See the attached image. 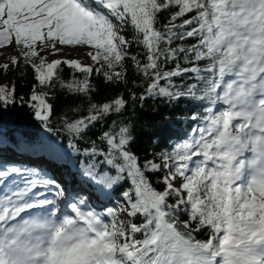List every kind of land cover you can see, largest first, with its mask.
Returning <instances> with one entry per match:
<instances>
[{
  "label": "snow or ice",
  "instance_id": "snow-or-ice-1",
  "mask_svg": "<svg viewBox=\"0 0 264 264\" xmlns=\"http://www.w3.org/2000/svg\"><path fill=\"white\" fill-rule=\"evenodd\" d=\"M172 7L178 10L157 28V14ZM127 30L131 37L123 34ZM188 38L196 43L173 46ZM133 44L143 49V59L129 51ZM9 46L21 52L11 57V66L23 59L40 86L59 83L89 101L93 65L49 62L41 52L90 47L86 55L109 83L127 82L130 59L143 77L144 91L130 93L141 106L148 98L182 97L210 106L192 115L197 123L184 139L143 164L131 149L134 125L112 121L99 137L106 148L93 141L84 150L102 159L82 171L101 191L130 181L121 193L123 206L104 213L84 210L85 198L62 213L56 199L34 191L51 185L54 196L63 198L57 181L31 178L34 170H0V264H264V0H0V48ZM181 55L189 67L181 65ZM169 62L175 67L166 68ZM10 64H0V70ZM62 64L83 79L65 83L57 75ZM189 74L196 83L183 89L174 83ZM35 87L27 101L19 99L47 127L53 106L48 93ZM16 102L15 85L0 84V108ZM128 103L122 94L90 102L88 114L65 119V128L82 137L109 116H123ZM157 172L162 191L146 175ZM122 213L143 220H121ZM204 229L208 238L196 239L193 232Z\"/></svg>",
  "mask_w": 264,
  "mask_h": 264
},
{
  "label": "trees",
  "instance_id": "trees-1",
  "mask_svg": "<svg viewBox=\"0 0 264 264\" xmlns=\"http://www.w3.org/2000/svg\"><path fill=\"white\" fill-rule=\"evenodd\" d=\"M177 10L176 7H172L158 13L156 27L162 30V26L168 23L170 15ZM188 15H194V13ZM184 18H188V16ZM180 22V20L177 21V23ZM123 34L128 38L131 37L132 32L127 30ZM176 43L191 45L196 41L193 38H188L186 42L177 41L173 46ZM129 51L132 54H139V58L143 59V49L136 44H133ZM179 62L184 67L190 66L184 62L182 55ZM7 63L10 64V60ZM125 66L127 68L126 83L106 82L104 76L97 73L96 68H93L90 83L95 90L91 92V100L89 101V98L83 94L69 93L67 89L60 87L59 83H56L55 87L40 86L35 79L34 69L25 63L23 59H20L16 66L10 64L7 71L0 70V84L15 85L17 102L6 109L0 108V140L8 139L21 149L24 147L30 150H40L54 161L61 160L65 165L73 164L83 170L86 165L102 159V157L93 159L90 155H85L84 150L90 149L93 146V141H95L98 149L106 148L99 139L101 133L108 130L113 120L118 122L123 120L134 125L135 142L131 145V149L140 158L141 164L145 160L152 159L157 153L170 150L171 146L184 139L190 133L191 128L196 125L197 122L191 119L192 115L194 113L203 114V109L210 105L206 101L182 97L172 102H166L160 98H148L143 101L141 106L139 100L132 101L130 93L134 92L138 96L144 91L142 86L143 77L136 71L130 59L125 61ZM174 67L175 62H169L166 65L168 69ZM57 75L65 83L74 78L83 79L84 76L83 73L65 64H62L57 70ZM190 76L191 74L183 78L175 77L174 83L181 89L190 83H196L195 79H191ZM34 85L41 92L48 93L47 102L53 106V112L47 122V127H45V122L35 117L33 109L27 103L20 102L19 99L23 97L24 101H27L33 92ZM121 94L129 101L123 116L115 114L109 116L105 121L90 128L82 137H74L66 130L65 119L71 122L81 116H86L90 102L102 104ZM77 108L78 111L75 110ZM44 135L47 136L46 142L42 143ZM70 144H74L78 151L70 147ZM112 174H115L114 170ZM146 175L155 188L163 190L164 185L159 182L161 173H146ZM69 180L71 181L72 178L69 177ZM129 187L130 181H124L119 186H114L113 189H106L103 192L110 203L123 206L124 201L121 193ZM119 218L124 220L122 216ZM180 219L187 220L188 217L182 215ZM142 220L143 217L139 215L131 218V221L137 224L141 223ZM192 227L195 228V222L192 223ZM193 235L198 240H206L208 231L204 229L193 232ZM137 238L141 237L137 235Z\"/></svg>",
  "mask_w": 264,
  "mask_h": 264
},
{
  "label": "rangeland",
  "instance_id": "rangeland-1",
  "mask_svg": "<svg viewBox=\"0 0 264 264\" xmlns=\"http://www.w3.org/2000/svg\"><path fill=\"white\" fill-rule=\"evenodd\" d=\"M76 48H74V47H72V46H63V52L62 53H58V54H52L51 53V49H48V50H45V51H43V52H41V55H43V56H45L46 57V59L49 61V62H51V60H53V59H76V60H78L82 65H93V68H96V67H98V65H94V62L91 60V58H89L88 60H79L80 58V56H78V55H76V54H74L73 52H72V50L74 51ZM87 49V51L85 52V53H87L88 51H91L92 49L90 48V47H87L86 48ZM38 50H39V48H38ZM20 55H21V52H20V50H18V49H16L14 46H9V47H5V48H0V64H3V63H7L9 60H11V57L12 56H17V57H20ZM84 56V55H83ZM35 91L37 92V93H41V91H40V89L38 88V87H36L35 88ZM46 135H44L43 137H42V143H45L46 142ZM1 143H8V144H10V145H12V146H15L16 148H18L19 150H21V151H23V152H26V153H29L30 152V149L29 148H24V147H22V149H20L16 144H13V143H10V142H5V141H0ZM1 146H3V145H1ZM33 151H36L35 153H43L42 151H40V150H33ZM77 153V152H76ZM23 154H25V153H23ZM1 156V155H0ZM21 157H19V156H17L18 158H26V159H28V160H33L32 159V156H30V155H20ZM44 157V156H43ZM91 157H93V156H91ZM95 157H93V159H94ZM6 159V158H5ZM44 159H46L45 157H44ZM2 160V156L0 157V161ZM47 161H50V159L48 158V159H46ZM5 161H7V162H5V163H7V164H9V163H13V162H15V159L13 158V157H11V159H6ZM12 167H14V166H12ZM26 167L28 168H31L32 167V165L30 164V163H25V167L24 168H22V167H18V168H20V169H22V170H25L26 169ZM6 167H4V169L3 170H6L5 169ZM10 168V167H9ZM8 169V168H7ZM70 169H71V167H70ZM49 170V169H48ZM51 171V170H50ZM60 171H61V169H60ZM42 172V171H41ZM62 172V171H61ZM43 174V173H42ZM77 174V173H76ZM34 176H36V174L34 173ZM34 176L33 177H31V178H34ZM80 178V177H79ZM12 179L13 180H16L17 181V183H19V181H20V177L17 175V174H13L12 175ZM80 180H81V178H80ZM79 180V181H80ZM81 182V181H80ZM91 183H93L92 181H91ZM99 186L96 184V183H93V189H95V190H93L95 193L97 192H99ZM92 200H93V202H95V203H99V200L98 199H96L95 197H92ZM116 206V205H115ZM117 207V206H116ZM104 209H107V207H105ZM122 215H123V218H124V220L125 221H127V220H131V217H128L127 216V214L126 213H122ZM108 219H110V218H108Z\"/></svg>",
  "mask_w": 264,
  "mask_h": 264
},
{
  "label": "bare ground",
  "instance_id": "bare-ground-1",
  "mask_svg": "<svg viewBox=\"0 0 264 264\" xmlns=\"http://www.w3.org/2000/svg\"><path fill=\"white\" fill-rule=\"evenodd\" d=\"M76 48L74 51L72 50V52L78 56H80L79 60H88L90 57L88 55H86V51H87V47H74ZM84 55V56H83ZM3 145V146H1ZM15 151V152H13ZM0 152L6 155H11L13 156V154H18V156H20L23 152L21 150H19L18 148H16L15 146H12L8 143H0ZM26 155H30L35 157L36 159L40 160V162H45L46 159H44L43 155L38 154V153H25ZM54 161L52 159H50L49 165H53ZM48 165V166H49ZM50 167V166H49ZM51 169V167H50Z\"/></svg>",
  "mask_w": 264,
  "mask_h": 264
}]
</instances>
